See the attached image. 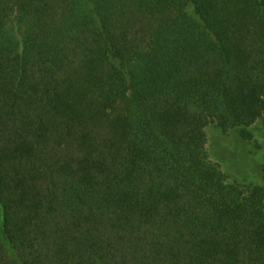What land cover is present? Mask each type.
<instances>
[{
    "label": "trees",
    "instance_id": "1",
    "mask_svg": "<svg viewBox=\"0 0 264 264\" xmlns=\"http://www.w3.org/2000/svg\"><path fill=\"white\" fill-rule=\"evenodd\" d=\"M260 121L264 0H0V264H264Z\"/></svg>",
    "mask_w": 264,
    "mask_h": 264
},
{
    "label": "rangeland",
    "instance_id": "2",
    "mask_svg": "<svg viewBox=\"0 0 264 264\" xmlns=\"http://www.w3.org/2000/svg\"><path fill=\"white\" fill-rule=\"evenodd\" d=\"M208 152L231 183L262 186L264 170V121L241 130L225 132L216 124L207 128ZM0 238L11 257L16 258L3 232V212L0 205Z\"/></svg>",
    "mask_w": 264,
    "mask_h": 264
}]
</instances>
